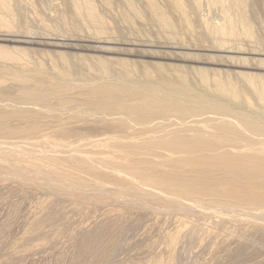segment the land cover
<instances>
[{
  "label": "rangeland",
  "instance_id": "obj_1",
  "mask_svg": "<svg viewBox=\"0 0 264 264\" xmlns=\"http://www.w3.org/2000/svg\"><path fill=\"white\" fill-rule=\"evenodd\" d=\"M0 47V264H264V0H0Z\"/></svg>",
  "mask_w": 264,
  "mask_h": 264
},
{
  "label": "bare ground",
  "instance_id": "obj_2",
  "mask_svg": "<svg viewBox=\"0 0 264 264\" xmlns=\"http://www.w3.org/2000/svg\"><path fill=\"white\" fill-rule=\"evenodd\" d=\"M231 32V31H230ZM0 53H1V55L3 56V57H5V58H7V59H10V56H9V53L7 52V51H5V49H3V48H1L0 47ZM263 97H264V92H263ZM138 116V115H137ZM183 124V123H182ZM186 124H188V123H186ZM160 125V124H159ZM158 125V126H159ZM179 125V124H178ZM184 125V124H183ZM180 126V125H179ZM189 126V125H188ZM181 127V126H180ZM197 130V129H196ZM204 130V129H203ZM203 130H201L202 132L201 133H199V134H197L196 132H195V134L194 133H192V135H186V136H177L176 135V137L174 138V139H172V143H171V147H172V150H176V152L177 151H181V152H185V153H188V154H191V156H192V154H195L196 152H197V150H199V148H201L200 146H201V144H199L200 142H202L201 140L203 139V138H201V137H205V135L207 136L208 135V133H207V131H205L204 130V132H205V135L204 134H202V133H204L203 132ZM173 131V130H172ZM159 132V131H158ZM180 133V132H179ZM190 133V132H189ZM211 133H209V137L207 136V138H211L210 135ZM170 135H172V134H170ZM250 135V134H249ZM254 136V135H253ZM165 137V136H164ZM174 137V136H173ZM154 138V137H153ZM170 138H172L171 136H170ZM206 138V137H205ZM206 138V140H208ZM259 138H261V137H259ZM147 139V138H146ZM165 139V138H164ZM149 140H150V138H149ZM153 140V139H152ZM152 140H150V141H152ZM166 140V139H165ZM204 140V139H203ZM206 140H204V142H208V141H206ZM148 141V140H147ZM154 141V140H153ZM203 142V143H204ZM155 143V142H154ZM202 143V144H203ZM22 144V143H21ZM156 144V143H155ZM205 144V143H204ZM203 144V145H204ZM200 145V146H199ZM207 145V144H206ZM245 145V144H244ZM197 146V147H196ZM202 148H204L205 150H210V151H213L214 149L211 147V145L209 144V146H202ZM171 150V151H172ZM216 151V150H215ZM218 151V150H217ZM12 152H13V150H12ZM241 152V151H240ZM264 150L263 149H257L256 151H255V153L254 154H256V155H261L262 157H257V159H254L253 158V156H254V154L253 155H251V156H247V155H244L243 153V151H242V153L241 154H243V155H240V156H237L239 159L241 158V159H248V160H258V162H255L256 164H257V166H259L261 169H259V167H258V169L259 170H261L260 171V173L258 174V175H261V176H264ZM226 154V153H225ZM231 155V154H230ZM229 155V156H230ZM18 156V155H17ZM24 156V155H23ZM186 156V155H185ZM190 156V157H191ZM218 156H220V153H219V155ZM226 155H222V157H220L221 159L224 157L225 159H229V161L225 164V165H228V169H229V171L230 172H232V173H234V175H237L239 178L241 177V178H245L246 176H244V174L246 173V172H248L249 171V173H250V166L251 165H254L255 163H254V161L250 164V165H248V164H246V165H244L245 163H241L240 162V164H238V163H236V161L235 160H230V158H227V156L225 157ZM216 157V156H215ZM218 158V157H217ZM231 158H233V156H231ZM219 159V158H218ZM238 159V160H239ZM261 159V160H260ZM242 160V161H243ZM219 161H220V159H219ZM224 161V160H223ZM244 161H246V160H244ZM211 162H212V160H211ZM217 162H218V160H217ZM251 162V161H250ZM248 163V162H247ZM240 165V166H238V165ZM218 166H219V164H217ZM222 165H224V164H222ZM224 165V166H225ZM256 166V167H257ZM220 167V166H219ZM222 167V166H221ZM224 169V171H225V167L223 168ZM254 170L256 169V168H253ZM228 171V170H227ZM257 171V170H256ZM116 172V171H115ZM252 172V171H251ZM258 172V171H257ZM118 173V172H117ZM249 173L248 174H246V175H249ZM242 174V175H241ZM251 174V173H250ZM244 176V177H243ZM251 176L253 177L254 175H252L251 174ZM233 177H235V176H233ZM248 178H249V180H253L254 178H252V179H250V176H247ZM240 178V179H241ZM248 178L246 179L245 178V180H244V182L246 183V180H248ZM236 180H237V178H236ZM243 181V180H242ZM236 182H238V181H236ZM244 184V183H243ZM185 189V188H184ZM188 191H187V193H189V189H187ZM191 190V189H190ZM186 191V190H185ZM190 192H193V191H190ZM257 197V196H256Z\"/></svg>",
  "mask_w": 264,
  "mask_h": 264
}]
</instances>
